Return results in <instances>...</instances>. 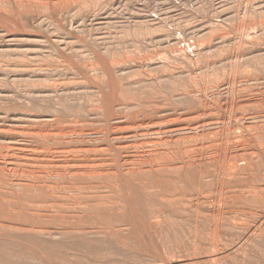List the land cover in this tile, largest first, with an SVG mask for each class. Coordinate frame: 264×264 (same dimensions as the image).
<instances>
[{
    "label": "rangeland",
    "instance_id": "1",
    "mask_svg": "<svg viewBox=\"0 0 264 264\" xmlns=\"http://www.w3.org/2000/svg\"><path fill=\"white\" fill-rule=\"evenodd\" d=\"M0 264H264V0H0Z\"/></svg>",
    "mask_w": 264,
    "mask_h": 264
},
{
    "label": "bare ground",
    "instance_id": "2",
    "mask_svg": "<svg viewBox=\"0 0 264 264\" xmlns=\"http://www.w3.org/2000/svg\"><path fill=\"white\" fill-rule=\"evenodd\" d=\"M27 1H33V0H27ZM43 1H45V0H43ZM52 1V0H51ZM125 1V0H124ZM119 35V34H118ZM27 38V37H26ZM52 41V40H51ZM263 48V47H262ZM24 69V68H23ZM233 105V104H232ZM44 119V118H43ZM226 121V120H225ZM227 122V121H226ZM231 123V122H230ZM222 125V124H221ZM201 133H202V131H201ZM123 136V135H122ZM200 136V135H199ZM153 137V136H152ZM146 141V140H145ZM155 149V148H154ZM144 150V149H143ZM140 152V151H139ZM25 154V153H24ZM8 155V154H7ZM26 155V154H25ZM140 155V154H139ZM229 158V157H228ZM124 162V161H123ZM234 169H236V166L234 165ZM78 170V169H77ZM21 171V170H20ZM44 173V172H43ZM47 173V172H46ZM54 173V172H53ZM47 175V174H46ZM222 190V189H221ZM231 204V203H230ZM42 206V205H41ZM40 206V207H41ZM39 207V208H40ZM43 207V206H42ZM41 207V208H42ZM49 209V208H48ZM52 209V208H51ZM42 210V209H41ZM50 211V210H49ZM133 218V217H132ZM136 219V218H135ZM130 223H131V221H130ZM39 228V227H38ZM261 229V228H260ZM134 231H135V229H134ZM139 232V231H138ZM148 235V234H147ZM257 235H260V233H259V231H255L252 235H251V237H256ZM219 237V236H218ZM218 242V241H217ZM146 244V243H145ZM55 249V248H54ZM217 249V248H216ZM216 251V250H215ZM57 252V251H56ZM219 259V257L217 256V255H215V256H211V258L209 259V261L210 262H212V263H215V262H217V260Z\"/></svg>",
    "mask_w": 264,
    "mask_h": 264
}]
</instances>
